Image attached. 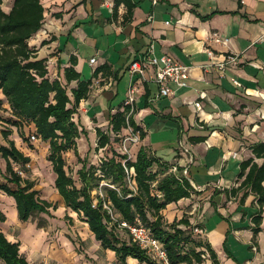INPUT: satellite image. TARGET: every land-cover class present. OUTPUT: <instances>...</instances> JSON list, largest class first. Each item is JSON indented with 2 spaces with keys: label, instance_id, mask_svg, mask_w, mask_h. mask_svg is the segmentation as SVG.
I'll list each match as a JSON object with an SVG mask.
<instances>
[{
  "label": "crops",
  "instance_id": "crops-1",
  "mask_svg": "<svg viewBox=\"0 0 264 264\" xmlns=\"http://www.w3.org/2000/svg\"><path fill=\"white\" fill-rule=\"evenodd\" d=\"M40 1L45 9L44 20L29 46L37 50V59L46 60L49 79L64 83V70L75 58V71L92 82L88 98L80 102L74 115L86 131L76 142L79 157L93 153L95 128L107 131L106 113L123 110L130 83L128 67L153 44L158 57L169 55L189 68V86L167 98H157L156 84L138 82L133 104L134 121L145 133L142 140L134 135L138 138L135 150L143 146L161 163L176 165L181 171L187 169L186 177L196 191L168 205L162 211L165 221L172 223L185 216L192 227L199 226L202 239L215 251L219 264H264V235L259 233L254 240L249 228L253 212L241 220L246 228L232 230L235 240L242 238L241 244L251 251L242 263L234 258L227 242L224 248L231 258L223 252L220 234L225 228H217L221 223L211 236L205 222H200L203 210L210 214L213 206L222 214L233 212L241 194L231 195V189L241 182L239 164L251 157V143L264 141V0H131L137 6L131 23L126 24V7L123 3L115 6V0ZM207 16L210 18L201 20ZM228 56L236 59V65L221 72L217 64ZM91 59H95L93 64ZM101 66H108V71L118 73L120 78L114 80L101 73L93 76ZM0 98L8 112L1 93ZM195 102L200 103V109ZM201 137L204 141L195 142ZM252 201L249 196L243 208ZM5 202L14 223L10 225L8 214L3 213L6 221L0 223V230L9 241L20 244L19 252L28 263L119 264L114 253L102 249L89 231L84 237L64 221H60V233L68 243L66 257H47L49 251L44 247L50 246L51 238L43 239L35 226L27 238L19 239L18 229L28 222L18 221L12 198ZM3 206L0 204L1 212ZM239 219L236 215L235 220ZM75 246L81 255L74 252ZM126 264L140 263L127 258ZM206 264L211 263L206 260Z\"/></svg>",
  "mask_w": 264,
  "mask_h": 264
},
{
  "label": "trees",
  "instance_id": "trees-1",
  "mask_svg": "<svg viewBox=\"0 0 264 264\" xmlns=\"http://www.w3.org/2000/svg\"><path fill=\"white\" fill-rule=\"evenodd\" d=\"M7 0H0V92L8 105L7 123L14 128H23L35 135L42 143L48 144L47 160L55 175L54 188L67 211L76 216L87 226L102 249L114 253L119 264H126L127 258L140 264H160L132 242L128 231L120 227L121 223L134 224L138 220L149 228L152 235L163 245L169 264H219L217 255L208 242L201 237V232L194 234L187 217L167 223L162 211L172 203L189 198L196 193L189 179L181 174L176 165L161 163L141 146L135 150L136 143L128 154L112 152V156L100 159L98 165H88L87 159H81L77 151V140L85 135V129L74 120L80 102L88 98L92 82L82 79L74 69L75 58L71 66L64 70V83L58 79L50 80L45 59H37V50L29 46L30 39L41 29L45 9L40 0H13L7 11L2 6ZM123 3L126 15L123 23H131L133 10L137 6L131 0H115V6ZM215 14V13H213ZM212 14V15H213ZM211 16V15H210ZM210 16L201 17V20ZM108 66H101L94 71L103 77L118 80V73L108 71ZM75 82L72 87L71 83ZM149 96L146 91L145 97ZM4 101L0 98V109ZM123 110L115 113L108 111L107 131L95 128L97 137L94 152L106 149L111 143V135L120 137L121 133L131 130L140 140L145 137L143 130L135 123L133 110L122 103ZM121 108V107H120ZM5 110V109H4ZM6 111V110H5ZM171 118V117H169ZM32 126L33 128H31ZM10 130L1 131L6 145H0V159L5 163V171L0 182V192L15 202L17 218L28 222L35 214L52 217L51 211L58 206L42 200L34 183L24 179L15 166L25 170L30 157L19 150L14 140L9 139ZM19 137L23 139V134ZM204 137L195 142L204 141ZM251 157L239 164L238 180L240 184L231 189V195L239 196V205L243 206L249 196L253 197L249 227L253 239L259 233L264 212V141L248 146ZM73 152L81 168L77 171L80 187L65 171L63 155ZM175 166L177 173H171ZM133 170L128 181L126 170ZM133 183V187L130 184ZM95 192V194H93ZM110 207L115 220L104 208ZM65 220L73 222L65 215ZM6 216L0 211V223ZM184 227V228H183ZM248 228V227H247ZM20 244L9 241L0 230V264H30L19 252ZM230 257L229 253H227Z\"/></svg>",
  "mask_w": 264,
  "mask_h": 264
},
{
  "label": "rangeland",
  "instance_id": "rangeland-1",
  "mask_svg": "<svg viewBox=\"0 0 264 264\" xmlns=\"http://www.w3.org/2000/svg\"><path fill=\"white\" fill-rule=\"evenodd\" d=\"M12 3H13V0H7L2 6L3 10L7 11L6 7L10 8ZM9 117L10 115L8 114L7 111H5L3 108L0 109V121H1L0 123V145H6V142L3 140L1 136V131L10 130L12 134L9 137V139L14 140L16 147L19 150H21L26 156L30 157V162L29 164L26 165L25 170L21 169L19 166H15L14 167L15 170L19 172L20 175L24 179H28L34 183V189L39 192L38 197L40 199L46 200L51 203H56L58 206V209L56 211H51L53 215L52 217H49L45 214H35L28 221V223L25 222L27 224H24L18 229L16 236L19 239L27 238V236L31 232L35 231L34 228L36 226L38 229L36 230V233L38 235H40L43 239L48 236L49 238H51L49 240L50 246L48 245V247L47 246L44 247L45 250L47 249V251H49V254L47 255V257L64 258L66 257V248H68V247H65V242L67 245L68 243L65 239L61 238L60 228L62 226V222L60 221L66 222V225L73 227L74 230L76 229L80 230L84 237H86V235L88 234V228L85 227L84 223L80 220L78 216L73 215L70 211L65 210L62 200L54 188L55 175L52 171V166L50 162L47 160L48 144L42 143L40 141L36 143L31 142V139L28 136L27 131L25 132L23 128L11 127L6 122L7 119H9ZM20 134H23V139L19 137ZM110 135H111L110 145L106 147V149L100 150L98 152H94V151L93 153L91 152L90 156L86 158L88 165H98L100 159L104 157L112 156V152L114 151L120 154H128L129 158L131 159V155L129 151L132 148V146H134L135 143H137V142L131 141V139L134 138L133 134L131 133V130L128 129L122 132L121 136L117 138H115L112 133H110ZM63 157L66 163V167H65L66 173L72 177L76 186L80 187V182L78 181L77 171L81 168V164L78 163L77 158L74 156L72 152H70L69 154L65 153ZM4 171H5V163L3 160L0 159V182H5L4 179L2 178V173H4ZM133 186H134L133 183H131L130 187L132 188ZM93 194H95V192H93ZM8 198L10 197L0 192V204L3 203L4 205L3 206L4 212L2 213L8 214L10 225H13L14 223L13 214L9 208L6 209V207L8 206L6 205L5 201ZM244 205L243 206L239 205V198H238L236 207L234 205L233 212L222 214L219 211L217 212V210L212 204L214 208V212H211L210 214H206V212L203 210L201 218H200L201 223L205 222V226L208 230V234H211L213 231H215L216 226L221 223L217 228L218 229L225 228V231L222 234H220L221 235L220 240H222L221 241L222 250L223 252H225V254H227L226 253L227 251L224 248V245L227 242V246L232 251L234 258L241 260L239 261L240 263H242V261L250 257L251 254L249 253L251 251L246 247L247 245L241 244L243 241L242 238L237 239L239 242L235 240L234 235L232 234V230L233 228L243 229V227L246 226V222H242L244 221L243 218L246 216V214H248V212L249 213L254 212V208L252 207V205H250L246 209L243 208ZM70 214L72 216H70ZM65 215L68 217H71L73 219V222L69 223L67 220H65L64 219ZM236 215L240 216V219L238 221L235 220ZM241 215H242V219H241ZM193 233L197 234L195 232ZM228 236H230L229 241L227 240ZM74 252L78 255H81L82 253V252L80 253V251L77 249V246H75ZM204 264H206V260Z\"/></svg>",
  "mask_w": 264,
  "mask_h": 264
},
{
  "label": "built area",
  "instance_id": "built-area-1",
  "mask_svg": "<svg viewBox=\"0 0 264 264\" xmlns=\"http://www.w3.org/2000/svg\"><path fill=\"white\" fill-rule=\"evenodd\" d=\"M152 1L153 3H156V1ZM216 36L217 35H214L215 41L219 42L220 40ZM225 42L226 41H223V43ZM89 62L90 64H93L95 59H91ZM229 65H236V59L232 56L226 57L223 62L217 64V68L221 72H224ZM127 72L130 77V83L127 90V97L123 101V104L130 107V112L134 110L133 104L135 102V94L137 91L138 82H149L156 84L158 87L157 98L170 97L174 95L176 91L185 89L189 86V68L182 65L175 58L169 55L163 54L158 57L155 54L153 44H150L147 48V51L130 64ZM232 82L234 85L240 86L238 81L232 80ZM108 86H110V84H108ZM200 97L204 98L205 96L204 94H200ZM194 106L197 109H200V103L195 102ZM29 137L33 143L39 141V138L35 135L33 129L30 130ZM131 141L138 142V138L134 137L131 139ZM183 151L187 152L186 149ZM233 156H235V154ZM170 172L176 174L177 168L173 166L170 169ZM126 173L128 175L127 179L130 181V178L133 175V170L130 169L129 172L126 170ZM181 174L186 176L187 169L183 170ZM104 208L111 215V219L115 220L112 212L110 211V207L104 204ZM120 227L126 229L132 242L135 243L141 250L145 251L147 255H149V257H151L154 261L160 264L161 262L162 264H169L163 245L152 235L149 228L142 225L138 220H136V222L131 225L121 223ZM193 231L195 233L201 232L197 228H194ZM253 250L256 251L255 248H253Z\"/></svg>",
  "mask_w": 264,
  "mask_h": 264
},
{
  "label": "bare ground",
  "instance_id": "bare-ground-1",
  "mask_svg": "<svg viewBox=\"0 0 264 264\" xmlns=\"http://www.w3.org/2000/svg\"><path fill=\"white\" fill-rule=\"evenodd\" d=\"M6 9H8V7H6ZM1 93V92H0ZM1 95H2V93H1ZM3 96V95H2ZM264 97V96H263ZM73 215H75V213H73V212H71ZM8 218H9V216H8ZM85 225V224H84ZM85 227H86V225H85Z\"/></svg>",
  "mask_w": 264,
  "mask_h": 264
}]
</instances>
